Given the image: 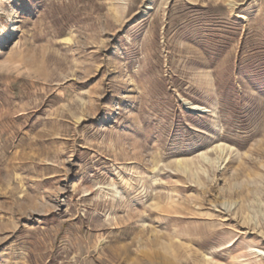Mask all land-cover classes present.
Instances as JSON below:
<instances>
[{"label":"rangeland","instance_id":"obj_1","mask_svg":"<svg viewBox=\"0 0 264 264\" xmlns=\"http://www.w3.org/2000/svg\"><path fill=\"white\" fill-rule=\"evenodd\" d=\"M2 36L0 264H264V0H0Z\"/></svg>","mask_w":264,"mask_h":264},{"label":"bare ground","instance_id":"obj_2","mask_svg":"<svg viewBox=\"0 0 264 264\" xmlns=\"http://www.w3.org/2000/svg\"><path fill=\"white\" fill-rule=\"evenodd\" d=\"M4 38H5V37H4ZM2 39H3V36L0 38V40H2ZM192 109L195 110V109H197V108L194 107V108H192Z\"/></svg>","mask_w":264,"mask_h":264}]
</instances>
